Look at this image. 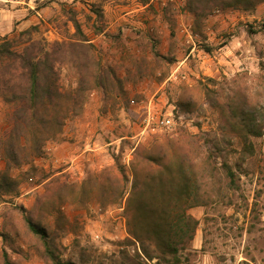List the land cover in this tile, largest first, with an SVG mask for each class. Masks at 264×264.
I'll return each mask as SVG.
<instances>
[{
    "label": "rangeland",
    "instance_id": "1",
    "mask_svg": "<svg viewBox=\"0 0 264 264\" xmlns=\"http://www.w3.org/2000/svg\"><path fill=\"white\" fill-rule=\"evenodd\" d=\"M137 1L0 0V35L16 28L33 29L35 38L48 41L75 37L68 18L74 11L100 63L91 69L102 79L101 87L86 81L83 105L46 143L43 155L9 170L17 186L0 192V264H264V133L249 135V153L244 139L224 127L223 107L213 105L264 99V1L219 6L197 22L187 0H151L133 12L136 22L107 27L116 6L137 9ZM93 3L104 15L107 10L108 18L95 20ZM94 22L104 24L105 32L96 33ZM77 69L75 64L60 68L64 89L78 88ZM186 98L193 105L180 107ZM8 110L0 98V132L8 127ZM164 116L172 119L168 125L161 123ZM207 136L218 138L226 150L238 188H229L223 179L213 201L189 209L199 224L192 240L177 243V252H163L156 237L146 238L144 231L140 243L129 232L124 202L102 201L95 179L106 170L121 177L118 165H123L130 190L137 151L155 152L170 138L203 157ZM66 144L84 152L78 163L65 156L61 147ZM5 167L2 161L0 168ZM107 215L109 220L121 215L126 231L121 232L123 224L108 223ZM26 216L46 229L56 262L42 256L44 239L28 227Z\"/></svg>",
    "mask_w": 264,
    "mask_h": 264
},
{
    "label": "trees",
    "instance_id": "2",
    "mask_svg": "<svg viewBox=\"0 0 264 264\" xmlns=\"http://www.w3.org/2000/svg\"><path fill=\"white\" fill-rule=\"evenodd\" d=\"M149 5L151 0H139ZM264 0H187V9L193 13L197 22L211 10L219 6L244 5L251 7ZM95 20H103L104 13L97 3L92 4ZM70 12V11H69ZM68 15L75 27V37L48 41L35 38L33 29L0 35V98L9 105L6 119L8 127L0 132V192H12L17 180L11 177V167L30 163L35 157L45 153L46 143L55 138L63 128L67 117L84 101L85 83L90 79L96 86H102L100 72L92 70L97 66L93 53L94 45L82 29V24L74 11ZM90 21L93 16L87 15ZM36 26V25H35ZM96 33L105 32L104 24L93 23ZM34 28H37L34 27ZM250 32L258 29L250 27ZM210 51V47H205ZM78 66V88L64 89L60 84V68ZM92 64V65H91ZM264 72V61H260ZM264 78V73L262 74ZM211 82H217L209 78ZM206 88L209 89L207 86ZM245 97V96H244ZM214 106L223 107L224 127L244 139L243 149L253 152V142L249 135L264 133V99L246 100L238 104L222 105L219 101ZM193 104L188 98L180 107L188 108ZM262 118V121L259 119ZM207 154L203 157L193 155L192 150L180 141L164 139V143L154 148L136 152L133 158V180L128 190L125 167L118 165L119 177L111 170H106L102 178L96 181V192L105 203H123V211L131 236L143 242L146 238L156 237L157 247L163 252H177V243L186 245L193 239L199 219L189 209L196 205H207L221 193L223 186L218 184L223 179L229 188H238L237 173L230 163L226 150L219 139L207 136ZM137 155L144 158L138 161ZM220 157V165L217 158ZM152 164L157 167L153 168ZM240 166V163H236ZM223 172V177L217 173ZM28 227L44 242L42 256L56 262L55 252L47 240L44 227L35 223L31 216L25 217ZM140 242V243H141ZM147 256L150 250L141 246ZM7 264H13L10 260ZM57 264L59 261L57 260Z\"/></svg>",
    "mask_w": 264,
    "mask_h": 264
},
{
    "label": "crops",
    "instance_id": "3",
    "mask_svg": "<svg viewBox=\"0 0 264 264\" xmlns=\"http://www.w3.org/2000/svg\"><path fill=\"white\" fill-rule=\"evenodd\" d=\"M135 6L136 7H138L137 9H133L132 7H134V6H124V7H118V6H116L115 8L116 9H113V10H115L114 11V13L112 14V19L113 20H110V21H108V23H110V25L109 26H107L108 28L110 27V26H112L113 24H121L122 22H123V20H129L130 22H136L135 21V17H134V11L135 10H141V9H144V8H146V6L147 5H145V4H142L140 1H137V3L135 4ZM109 10V9H108ZM110 10H111V8H110ZM108 11L106 10L105 11V15H106V17L108 18V13H107ZM224 46V45H223ZM226 47H228V45H227V43H226V45H225ZM225 47V48H226ZM220 48H223V47H220ZM219 48V49H220ZM224 48V49H225ZM61 147V146H60ZM63 147H66V150L67 151H65L64 152V154H65V156H67V157H74V159H73V163H78L79 162V160H80V158L82 157V156H84V152H80L79 151V149H77L76 148V146H70V145H68V144H66V145H63L62 147H61V149L63 148ZM58 150H60V149H58ZM57 150V151H58ZM57 153V152H56ZM64 154H63V156H64ZM58 156H60V157H62L61 156V154H58ZM73 164H71L70 165V167L72 166ZM108 212V211H107ZM106 212V213H107ZM111 214H113V211H111ZM105 216V213L104 214H101V218H103ZM106 218V220L108 221V223H110V224H112V222H115V224L116 225H122L123 224V227H124V229H125V226H124V218L121 216V215H119V216H117V217H114L113 216V220H109L108 219V215L105 217ZM121 230V232H123V231H126V229L125 230Z\"/></svg>",
    "mask_w": 264,
    "mask_h": 264
},
{
    "label": "built area",
    "instance_id": "4",
    "mask_svg": "<svg viewBox=\"0 0 264 264\" xmlns=\"http://www.w3.org/2000/svg\"><path fill=\"white\" fill-rule=\"evenodd\" d=\"M182 29H183L184 31H188V29H187L186 27H183ZM151 118H152L151 115H149V116L147 117V123H148L147 125L150 124ZM171 121H172L171 118H168V117H165V116H164V117L162 118V120H161V123L164 124V125H168Z\"/></svg>",
    "mask_w": 264,
    "mask_h": 264
}]
</instances>
